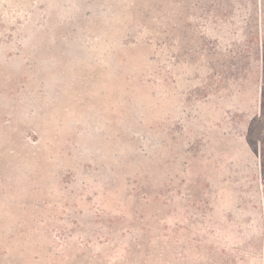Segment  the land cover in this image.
<instances>
[{
	"label": "rangeland",
	"instance_id": "obj_1",
	"mask_svg": "<svg viewBox=\"0 0 264 264\" xmlns=\"http://www.w3.org/2000/svg\"><path fill=\"white\" fill-rule=\"evenodd\" d=\"M0 264H264V0H0Z\"/></svg>",
	"mask_w": 264,
	"mask_h": 264
},
{
	"label": "trees",
	"instance_id": "obj_2",
	"mask_svg": "<svg viewBox=\"0 0 264 264\" xmlns=\"http://www.w3.org/2000/svg\"><path fill=\"white\" fill-rule=\"evenodd\" d=\"M257 50H258V45H257ZM235 60H236V61H235V62H236L235 64H236V65H239V63H240V61H241V57L238 56V57L235 58ZM230 65H234V64H230ZM231 67H232V66H226V67H225V70L228 72V71H230ZM233 67H234V66H233ZM236 68H237V67H236Z\"/></svg>",
	"mask_w": 264,
	"mask_h": 264
}]
</instances>
